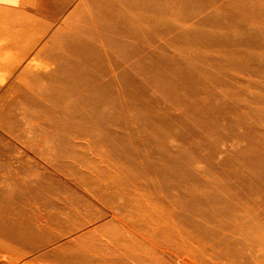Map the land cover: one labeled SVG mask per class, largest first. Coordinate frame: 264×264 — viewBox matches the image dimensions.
Here are the masks:
<instances>
[{
  "label": "bare ground",
  "instance_id": "6f19581e",
  "mask_svg": "<svg viewBox=\"0 0 264 264\" xmlns=\"http://www.w3.org/2000/svg\"><path fill=\"white\" fill-rule=\"evenodd\" d=\"M187 1H189L188 4H194L196 0ZM215 1L198 0V12L207 9L212 4H217ZM35 3H37L41 14L20 16L16 13L17 15L14 16L10 13L7 18H1V22L10 19L30 23L29 37H22L19 33L15 38L6 32L0 33V93H2L0 97L3 99L8 95V93L3 94L4 88L14 85L13 77L24 69L28 61L33 60L31 56H25V51L22 49L23 45H29L28 49L30 50L34 40L39 42L45 38V35L42 37L37 35L34 38L32 34L34 26L32 24L44 23L43 16L52 13L51 5H55L57 1L51 3L49 0H37ZM69 3L70 1L65 4ZM111 3L113 5H110V7L116 4V6L123 7L128 13L116 15L117 11L108 10L102 12L101 15L98 14V16H95L97 25H93L95 27L94 33L86 27H81L76 33L67 37L64 46L69 50H65L64 46L62 47L65 55L62 52L54 56L55 59L57 58L63 63L55 67V73L50 76L51 81L49 82L62 81L70 85L64 90L65 93L62 96L55 97L56 101L66 102L68 98L73 97L80 91H88L90 96L87 97L86 101L92 102L98 107L96 119L102 122L100 137L104 139L109 133L110 128L107 122L122 123L125 127V134L122 139L126 140L142 137L135 131L130 130L126 124L128 120H124L127 119L130 112H132V115L142 118L150 116V108L157 112L158 106L156 104L144 105L139 108L134 105V102H130L146 96L147 87H154L160 93L161 100L172 99L177 106L181 105L182 96L191 100L181 109L180 121L176 125L175 122L178 118L172 117L173 109L169 111L167 118L174 128L182 130L186 121H196V124L203 123L210 120L212 114L217 117L218 111L216 112V109L208 106L215 92L206 95H194L193 92L184 93L178 89V82L174 80V77L178 76L186 82H191L192 79L206 81L207 77L212 76V78H208L212 80V86L217 89L222 87L224 96H229L234 105L242 104V110L248 111L246 114L239 116L237 112H234L235 109H230L228 106L224 108L223 112L238 116L234 118L238 125H243L247 120H252L254 124L249 129L258 135L261 134L259 136L261 143L257 144L255 140L256 143L250 145L246 152L238 154L245 156L244 161H242L244 163L241 164L240 161V164H238L233 155L232 157L230 155L225 157L226 154H223L224 158L219 159L218 154L220 152L217 144L210 143L208 137H206L207 135L201 133V143L195 141L196 144H191L193 151H190V154H184V152L182 154L186 159L188 158L187 162H189V164H185V167L183 166L182 170L187 169L194 174L193 176L197 177L194 185L191 181L189 184H192L193 188L198 191H189L186 199L183 198L181 201H177L178 210L176 209L177 205L174 203L156 200V198H153V200L128 198L126 201H122L116 199L115 196H107L109 189H112L118 195L122 191L115 183L109 186V182L104 179L107 178L106 174L119 177L117 171H111V169H119L111 165H106L105 171L95 170L101 180L98 181L96 190H91L94 196L100 197L96 202L92 201L93 195H89L90 193L88 194L86 191L81 192L88 195L89 200L77 195L75 191L71 190L70 186L58 184L61 192L66 193L69 200H73L77 205L75 208L71 207L72 204L66 199L69 203L65 202L67 204L66 212H64L63 205V209L55 216L58 220L65 217V221L59 220L60 230L55 232L49 229L50 234L43 231L46 225H40V222H45L44 219L39 218L37 220L35 218L34 221V215L30 210H33L32 205L36 201L42 203L45 195L42 190H48L51 193L50 195L58 197L59 192L56 191V187L37 181L31 183H37L35 185L40 187L36 188L35 191L34 189L22 190V188L0 190V256L2 257L5 254L3 257L7 256V259L12 257L10 260L19 261L25 256V251H34V253L40 251L44 257L47 254L53 255V252L57 250H68L71 252L72 258L78 256L84 264H264V253L258 250L264 244V90L260 85L245 78L247 75H252V77L256 76L264 81V0H226L216 9L215 13H219V16L212 14L201 20L195 29L190 30L189 33L180 32V37L173 41L177 46L172 42L173 45L171 46L178 48L180 55L188 53L189 50L197 55L194 62L199 64L195 65L192 62L190 65L187 63V69H190L192 73L204 76L203 78L198 77L196 79L197 76L184 74V71L173 73L168 71L167 68L160 67L159 78H157L159 80L149 83L147 87L133 84L134 81L130 77H120L121 88L116 94L109 91L104 92L92 86V83L101 77V73L106 75L108 71L102 62L101 64L96 62L94 66L98 68H96L98 74L89 75L87 73L92 62L90 58L96 56L94 54L99 48L95 44L88 45V37H93L102 44L105 41L110 45L109 48L112 46L114 52L117 51L115 59V64H117L123 62L135 47L126 45V42L124 43L122 40L109 38L110 33L117 35L120 33V36L124 37L133 36L136 33L128 32L125 29V25L132 23L139 25L137 31L139 39L149 34L151 37L154 34L161 37L174 29H180L179 26H183L193 15L192 12L178 14L173 10L172 2L171 6L165 7L159 0H132L128 4L118 3L117 1H111ZM53 14L54 19L60 17L55 11H53ZM110 18L118 21L119 25L115 26L107 23ZM162 18L168 19L164 25L160 21ZM74 42L82 47L72 48L71 44ZM12 45H17L18 48H13ZM131 45L133 46V44ZM252 47L255 49L256 55L249 56L247 51L248 48ZM139 52L141 53V51ZM67 53H74L79 61H87L86 72L80 71L81 62L72 63L66 57L70 56ZM98 54L99 52L97 56ZM108 54L109 56L106 55L111 58L110 53ZM99 57L101 56L99 55ZM131 68L156 73L155 67L152 64H145V62H139ZM183 69L187 72L185 68ZM221 75L225 77L233 76L228 79V85L222 83L223 78ZM237 77L241 81L246 80L249 82L246 86L258 89L257 93L252 96L251 101H241L240 98L244 88L235 86L234 81ZM108 86L112 87V85ZM172 88L175 90H172ZM236 93L240 98L237 97ZM117 99L125 101L128 107L122 117L118 113L111 115V112L108 113L100 109L102 105ZM251 103L257 104L258 108L253 110ZM63 125L64 127L56 131L60 136L67 135L71 131L69 123ZM154 132H159L162 140H155L154 135L152 138L147 137L152 141L149 144L142 141L137 144L136 148L131 147L129 149L130 154L139 161H130L129 157L122 158L118 156V153H115V148L106 151L96 148L97 154L105 157L112 154L114 161H111L116 164L120 160L126 161L131 167L129 172L139 171L140 164L148 163L143 169L151 175L154 166L148 161L150 156L143 159L138 157L136 154L138 148L147 149V146L153 148L162 146V150L165 152V148L170 145L165 141L168 130H163V133L158 130H154ZM79 134L77 133L75 137H80ZM89 134L93 135L90 132ZM93 136L97 137V135ZM186 139L188 138H182L180 142ZM68 147L71 148V145ZM203 149H209L205 155L200 154ZM152 155L156 156V154ZM176 159L174 158V160ZM163 161L165 162V160ZM195 164H203V168L199 167L200 169L196 170L194 168L196 167ZM172 168H164L161 163L159 168L155 167L158 178H156L158 180L157 185L160 186L166 180L172 187H180L182 182L176 179L177 175L173 170L174 168ZM122 174L126 175V172L122 171ZM81 178L82 181L87 180L84 175ZM151 178L153 179V177ZM8 179L12 181V186L22 187L21 185H24L30 187L29 184L27 186L29 182H20L17 177L12 176L10 173L3 174L1 171L0 183L9 185ZM40 185H43V188ZM208 186L209 189L213 190V192H210L211 194L206 191L209 195L202 189L203 187L206 189ZM184 188L186 190V186ZM179 191L180 189L178 193ZM169 203H171V206ZM27 206L30 210L26 209ZM96 206H99L100 209L95 210L96 212L92 211ZM81 208L92 211L90 217H81ZM50 220L52 221V219ZM97 221L99 222L96 223ZM22 251L24 252L23 255ZM3 260L5 261V259ZM7 262H9V259Z\"/></svg>",
  "mask_w": 264,
  "mask_h": 264
},
{
  "label": "rangeland",
  "instance_id": "374dc122",
  "mask_svg": "<svg viewBox=\"0 0 264 264\" xmlns=\"http://www.w3.org/2000/svg\"><path fill=\"white\" fill-rule=\"evenodd\" d=\"M36 1L37 0H0V12L4 14V16H2L3 14L0 13V33L6 32L15 38L19 33L22 37H29L28 33H30V30L28 29L30 27V23H26L23 20L12 21L10 19L6 20V22H1V18H7L10 13L14 16L17 14L20 16H35L41 14L39 8L37 7V3H35ZM49 1H51V3L57 1L55 5H51L52 7L50 6L52 13H49L47 16H43L45 19L44 23L42 22L32 24L34 26L32 31L34 38H36L37 35H41V37L45 35V38L39 42L34 40L33 45L30 48L31 51L28 49L29 45H23L22 49L25 51V56H31V59L33 60L28 61L24 69L13 77L14 85H10L9 87L6 86L4 88L5 91L3 94L8 93V98L6 97L3 99L0 97V173L1 171L3 174L10 173L12 176L17 177L18 181L20 182H29L27 183V186L28 184L30 186L29 188L25 187L24 185H21L22 187H16L15 185L12 186V181L8 179L10 184L4 185L0 183V190H6L8 188H22V190L34 189L35 191L36 188L40 187L35 185L37 183H31L37 181L56 187V191L59 192L58 197L55 195H50L51 193H49L48 190H42L43 185H40L42 187L41 190L45 194L42 203L40 201L33 203V210H30L28 206L26 207V209L30 210V212L34 215V221L35 218L37 220H39V218L44 219L45 222H40V225H46V228L43 229L44 233L50 234L49 229L54 230L55 232L60 230L59 227L61 226L59 220L65 221V217H61L58 220V218L55 216H57L56 213L63 209V205L64 209L66 208V203L68 202L72 204L71 207L73 208H75L77 205L73 200H69L66 193L61 192L58 184L70 186L72 188L70 189L75 191L77 195L89 200V196L82 192L86 191L88 194L90 193L89 195H93L91 190H96L97 183L101 180L95 170L105 171L106 165H111L119 169H111V171H117L119 173V177H114L113 174L108 175L105 173L107 178L104 179L105 181L109 182V186L112 183H115L119 190L122 189V191L118 195L112 189H109L107 196H115L116 199H120L122 201H126L128 198H148L152 200L153 198H156V200L174 203L177 205L176 209L178 210L179 205L177 201H181L183 198L186 199L187 192L189 191H198L193 188V185L197 181V177L193 176L194 174H192L187 169H184V171L182 170L183 166L185 167V164H189V162H187L188 158L186 159V157L182 156V154L183 152L184 154H190V151H193L191 144L194 145L196 142L201 143V133L207 135L206 137H208L210 143L213 145L214 143L217 144V148L220 152V155L218 154L219 159H222L223 154H226L225 157L228 155L232 157L233 155V158L238 162V164H240V161L241 164H243L244 162L242 161H244L245 158L244 155L238 154L246 152L250 145L256 142L257 144L261 143V141H259V136L261 134L258 135L249 129L254 124L252 120H247L245 124L238 125V123L234 120V118L238 116L232 115L229 112H223L224 108L228 106L230 109H235L234 112H237L239 116L246 114L248 111L245 109L242 110V104L234 105L229 96H224L222 93V87L217 89L216 87L212 86V80L208 79L212 78V76L207 77L206 81L192 79L191 82H186L178 76L174 77V80L178 82V89L184 93L193 92L194 95H206L207 93L215 92V95L212 96L211 102L208 106H212L214 109H216V112L218 111L217 113H219L217 117H214L212 114V118L210 120L200 124H196V121H186L184 123L185 127L182 130L174 128L171 124V121L167 117L169 116V111L173 109L172 117L178 118V120L175 122L176 125L177 122L180 121L179 118L181 109H183L185 104L191 100H188L187 97L182 96L180 100L181 105L177 106L172 99L167 101L161 100L162 98L160 93L157 92L154 87H147L149 83L159 80L157 78H159L160 67L163 69L167 68L168 71L173 73L184 71V74L197 76L196 79L198 77H204L197 73H192L190 69H187V63L191 65L192 62L195 63L194 61L197 58V55L193 51L189 50L188 53L186 52L180 55L178 48H174L171 45L174 44L173 41H176L178 37H180L181 33H189L190 30L195 29L196 25L199 24V22L204 18L212 14L219 16V13H215L217 11L216 9L219 8V6L222 5V3L226 0H216L215 2H217L218 5L216 3V5L212 4L207 9L200 12L197 10V5L199 4L198 0H196L194 4H188L187 2L189 1L187 0L185 2H183L184 0H159V2L165 7L171 6L170 4L172 2L173 10L178 14L192 12L193 16L187 22H185L183 26L178 25L181 30L174 29L165 35H162L161 37H157L156 34L152 35L151 37L149 34L145 35L144 37H140L139 39L137 37L139 25L132 23L125 25V29L128 32L136 33L133 36L131 35L124 37L120 36V33L118 35L115 33H110L109 38L122 40L124 43L126 42V45L133 48L135 47V49L130 51L128 57L121 63L115 64L117 51L115 53V50L112 46L109 48L110 45L105 41L102 44L99 43L100 41H96L95 38L88 37V45L95 44L97 47H99L98 50H100L95 52L94 55L96 56H92L90 58L92 59V62L91 65H89L87 73L89 75L98 74V68L94 66L96 62L97 64H101L102 62L108 71L106 75L101 73V77H99L96 82L92 83L93 87H97L104 92L109 91L116 94L121 88L119 78L130 77L134 81L133 84L147 87V95L141 97L138 100L135 99V101H130L129 99V101L131 103L134 102V105L139 108L144 105L153 104L158 106L157 112L150 108L151 113H149V117L142 118L136 115L134 116L132 115V112H130V114L127 116V119L124 120H128L126 124L130 130L135 131L142 137H134L126 140L122 139L123 135L125 134V127H123L122 123L107 122L110 128L109 133L104 139L103 137H100V128L102 127V122L96 119L98 107L92 102L86 101L87 97L90 96L88 91H80L73 97L68 98L66 102L58 100L56 101L55 97L62 96V94L65 93L64 90L70 85L62 81L56 83L49 81H51L50 76L54 75L53 73H55V67L63 63L57 58L55 59L54 56L63 52L62 47L65 45L66 39L69 35H73L81 27H86L90 30V32L94 33L95 27H93V25H97L95 16H98V14L101 15L102 12L108 10L112 12L117 11L116 15L128 13L125 9H123V7L121 8L116 6V4L110 7V5H113L111 1L128 4L132 0ZM68 1H70V3L65 4ZM53 11H55V13L60 16V20H58L59 18L54 19L52 17L54 15ZM160 21L164 25L168 19L162 18ZM107 23H110L111 25L113 24L115 26L119 25L118 21L113 20L112 18H110V21ZM131 44H133V46ZM71 46L72 48L82 47L78 44H75V42L72 43ZM136 46L138 48L140 47L141 49H138ZM12 47L18 48L17 45H12ZM64 49L69 50L65 46ZM139 51H141V53ZM98 52L99 54L97 56ZM106 52L110 53L111 58L108 57L109 54ZM247 53H249V56L256 55V51L253 47L248 48ZM67 54L70 56L66 57L72 61V63L74 62L75 64L81 62L80 71L86 72L88 67L87 61H79L76 59V55L74 53ZM99 55L101 57H99ZM97 57H99V59L101 58L100 61H98L99 59H97ZM139 62L152 64L156 69V73L153 71L143 72L141 69L135 70L131 68L133 65H136ZM111 64L114 65L111 66ZM197 64L199 63H195V65ZM183 68H185L188 73ZM221 77L223 78L222 83L228 85V79L232 78L233 76L225 77L224 75H221ZM245 78L249 79L251 82H255L257 85H260V87L264 90V81L262 79L256 76L252 77V75H247ZM56 79H58V77H56ZM247 83L249 82L246 80L241 81V79L238 77L235 78L234 81V84H236L235 86L244 88L241 98L238 96V92L236 93L237 97H239L242 102L251 101L252 96L258 91V89L254 87L246 86ZM108 85H112V87H109ZM172 90L175 89L172 88ZM81 92H83L82 95ZM1 95L2 93H0V96ZM251 106L253 107V110L258 108V105L254 103H251ZM100 109L108 113L111 112V115L118 113L122 117L127 111L128 107L125 104V101L117 99L112 100L111 103L102 105ZM86 116L88 118H85ZM64 123H69L71 131L67 135L60 136L56 133V131L57 129L64 127ZM154 130H158L162 133L163 130H168L165 141L170 145L165 148V152L168 155L162 150V146L158 148L147 146V149L142 147L138 148L136 153L138 157L143 159L150 156L148 161L150 164L152 163L151 165L154 166L155 171L151 172V175H149L143 169L148 163L140 164L141 171L139 170L136 172H129L131 171V167L126 161L120 160L116 164L113 162L114 159L112 154L108 155L107 157L97 154L96 148H99L103 151L109 150L110 148H115V153H118V156L122 158L129 157L128 159L130 161H139L136 157L130 154L129 149L131 147L136 148L137 144L142 141H146V143L149 144L151 140H149L147 137L152 138L154 135L155 140H162L160 136L161 134L159 132H154ZM89 132L93 135H97V137L90 135ZM77 133H80L79 135L81 138L75 137ZM182 138L188 139L185 141L181 140L180 142V139ZM69 145H71V148L68 147ZM207 150L209 149L201 150L200 154L205 155V153L208 152ZM126 152L128 153L126 154ZM152 154H156V156L154 157ZM175 154L176 156L178 155L177 159ZM174 158L176 160H174ZM163 160H165V162ZM160 163L164 168H174L172 169L175 170V174L177 175L176 179H178L179 182H182L180 187L174 188L166 180L160 186L156 184L158 182V178L156 176L155 167L159 168ZM195 166L196 167L194 168L196 170L203 168V164H195ZM122 171L126 172V175L122 174ZM83 175L87 177L88 181H82L81 177ZM151 177H153V179ZM190 181L193 183V185L189 184ZM185 186L186 190L184 188ZM204 188L205 187L202 189L205 192L207 191L209 194H211L210 192H213L212 189H209V186L206 187V189ZM177 189H180L181 192L179 191L178 193ZM208 193L207 195H209ZM66 199L69 201L67 202ZM99 199L100 197L94 195L92 197L93 202H96V200ZM169 204L171 206V203ZM97 209H100V207L96 206L94 209H92V211L96 212ZM80 211H82L80 216L83 218L90 217L92 213V211L83 210L82 208ZM64 212H66V209ZM67 218L68 217L66 216V219ZM50 219H52V221ZM98 222L99 221L96 223ZM258 250L264 253V244L262 247L258 248ZM36 252L35 254L34 251H25L26 254L22 260L13 261V259H11L12 262L10 260L12 257H8L9 262H7V256L3 257V255H5L3 254L2 257L0 256V264H84L81 262V258L78 256L72 258L71 252L68 250H57L53 252V255L47 254V256L44 257L42 252ZM23 254L24 252L22 251V255ZM3 259H5V261Z\"/></svg>",
  "mask_w": 264,
  "mask_h": 264
}]
</instances>
